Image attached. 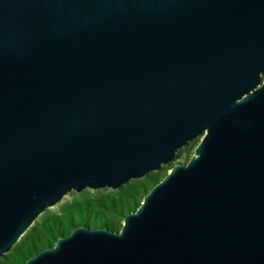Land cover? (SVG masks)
Wrapping results in <instances>:
<instances>
[{"label": "water", "instance_id": "water-1", "mask_svg": "<svg viewBox=\"0 0 264 264\" xmlns=\"http://www.w3.org/2000/svg\"><path fill=\"white\" fill-rule=\"evenodd\" d=\"M174 160L120 229L24 264H264V0H0V259L73 190Z\"/></svg>", "mask_w": 264, "mask_h": 264}, {"label": "trees", "instance_id": "trees-1", "mask_svg": "<svg viewBox=\"0 0 264 264\" xmlns=\"http://www.w3.org/2000/svg\"><path fill=\"white\" fill-rule=\"evenodd\" d=\"M200 138L197 137L179 152V159L186 161L194 153ZM177 160L163 164L140 179H131L118 189L85 188L73 190L70 197L42 213L26 230L13 247L0 259V264H24L26 259L40 249L54 244L55 239L71 231L81 223L95 226H108L120 229L123 217L135 210L144 194L159 180Z\"/></svg>", "mask_w": 264, "mask_h": 264}, {"label": "rangeland", "instance_id": "rangeland-1", "mask_svg": "<svg viewBox=\"0 0 264 264\" xmlns=\"http://www.w3.org/2000/svg\"><path fill=\"white\" fill-rule=\"evenodd\" d=\"M70 197V193L67 194L66 197H64L62 200L66 199V198H69Z\"/></svg>", "mask_w": 264, "mask_h": 264}]
</instances>
